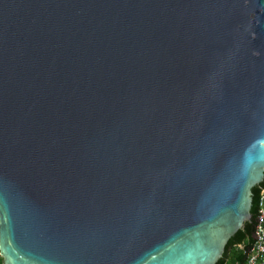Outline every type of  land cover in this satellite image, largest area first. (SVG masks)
Instances as JSON below:
<instances>
[{"label":"water","instance_id":"1","mask_svg":"<svg viewBox=\"0 0 264 264\" xmlns=\"http://www.w3.org/2000/svg\"><path fill=\"white\" fill-rule=\"evenodd\" d=\"M264 180V0H0L2 264H224Z\"/></svg>","mask_w":264,"mask_h":264},{"label":"built area","instance_id":"2","mask_svg":"<svg viewBox=\"0 0 264 264\" xmlns=\"http://www.w3.org/2000/svg\"><path fill=\"white\" fill-rule=\"evenodd\" d=\"M257 200L253 241L247 248L243 244L236 245L234 248L241 251L242 258L228 260L225 264H264V186L261 187Z\"/></svg>","mask_w":264,"mask_h":264},{"label":"trees","instance_id":"3","mask_svg":"<svg viewBox=\"0 0 264 264\" xmlns=\"http://www.w3.org/2000/svg\"><path fill=\"white\" fill-rule=\"evenodd\" d=\"M264 186V180H262L260 183L255 185V190L257 194V199L259 196V191L261 187ZM256 211V210H255ZM254 227H255V212L251 218V229H249L244 235H242L237 241H235L230 247H228L225 262L230 260H237L242 258V254L240 250L235 249L234 247L236 245H244V247H249L250 244L253 241V232H254ZM0 264H2V258L0 257Z\"/></svg>","mask_w":264,"mask_h":264}]
</instances>
